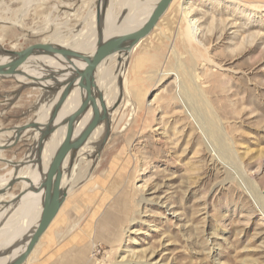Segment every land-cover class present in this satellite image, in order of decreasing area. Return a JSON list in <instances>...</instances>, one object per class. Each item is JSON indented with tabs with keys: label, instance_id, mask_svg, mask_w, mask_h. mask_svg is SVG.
<instances>
[{
	"label": "rangeland",
	"instance_id": "374dc122",
	"mask_svg": "<svg viewBox=\"0 0 264 264\" xmlns=\"http://www.w3.org/2000/svg\"><path fill=\"white\" fill-rule=\"evenodd\" d=\"M97 4L0 0V21L15 23L0 22L1 46L70 40ZM253 5L264 1L172 2L124 59L115 90L132 106L114 115L95 162L70 173L74 186L25 264H264V7ZM184 6L199 48L182 41ZM19 89L0 79V130L43 114L47 92ZM32 144L3 157L25 161ZM11 172L0 163V180Z\"/></svg>",
	"mask_w": 264,
	"mask_h": 264
},
{
	"label": "bare ground",
	"instance_id": "6f19581e",
	"mask_svg": "<svg viewBox=\"0 0 264 264\" xmlns=\"http://www.w3.org/2000/svg\"><path fill=\"white\" fill-rule=\"evenodd\" d=\"M158 1L159 0H115L114 2L113 0H109L105 17L103 20H101V22H97V16L95 12L90 16V20L85 23V25H83L84 27H81L82 29H80L79 31L77 30L75 34V31L72 33L74 34V36L70 40L67 39V37L59 34L51 37L50 39L44 40L42 43L91 55L96 47L99 29L102 30L103 39L108 38L112 35L122 34L124 32L134 30L141 26L148 19ZM116 5L119 6V12L118 14L114 15L113 9ZM252 7L254 9L260 8L263 10L264 5H253ZM122 11L125 12L122 14ZM181 13L182 21L185 24V29L183 33L181 32L182 41L189 46L195 44V46H198L199 48L200 42L197 39L199 34V21L192 18V9L189 6H184ZM120 16L121 19H119ZM1 19L3 18L1 17ZM161 19L159 20V22L161 21ZM0 22L5 25L15 24L10 23V21ZM3 41V36L0 35V49L2 47L1 45ZM135 47L129 54L133 52ZM11 48L13 49L14 47ZM128 55L125 56L123 54H114L107 60L103 61L95 72V84L97 86V89H99V91L103 95L104 102L108 110H110V108H112L114 105L116 106H114L113 110L109 111V121L102 122L94 129L84 145L76 152L75 158L71 160L70 155L65 158L62 164L61 188L65 190L66 193L70 192L74 186V181L71 180V177H69V175L74 171L77 163L83 160H87L88 165H91L93 162H95L96 158L94 157L93 159L92 157L99 154V150L108 136L109 123L113 121L114 115H116L117 112H119L120 108L125 104L130 103L132 106L130 95L127 93V91L124 92L125 94H120L119 97L118 92L115 90L117 84L119 85V89H121V86L125 87V78L123 81H121V78L123 76L122 72L124 68H126V61L124 59H126ZM8 62L9 60L7 58L0 57V65H5ZM77 65L80 67L83 66L81 63H77ZM65 67L67 66L63 65L56 57H32L20 68L25 76H17V79L22 82L26 77H34V79L37 80L45 79L47 77H55L56 72L58 70H63ZM112 78L113 80H111ZM51 82L55 83L54 80H51ZM41 98L42 97H40V99ZM54 99L57 100V97H55ZM52 100L53 98L48 101H39L40 104H43L44 102L42 110L43 107L45 108L43 110L42 116H39L37 118V122L41 125L47 124L53 105L56 102L55 100L51 103ZM79 104V91L78 89H75L71 92L67 101L59 110L55 121L66 118L77 109ZM90 116L91 110L89 109L88 112L80 120L79 124L75 126L76 131L80 132L81 129H83V127L90 119ZM65 129V126L60 127L59 129L54 131V133H52L44 142L43 152L41 154L40 160L43 172L49 166V163L58 145L62 141L65 135ZM31 134H33L31 131L28 132L24 135L25 138L23 139H25L26 141H30V139L37 140L38 134H34V136H31ZM10 135L11 138L9 139L11 141V139L14 138L12 132H4L3 134H0V138H7ZM3 145L4 143L0 141V147H2ZM2 153L3 151H0V163L14 167L15 170V173L11 172L6 177L0 180V191H3V194H0V253L6 251V249L11 245H13L11 247H16L11 256L0 258V264H5L12 261V259H14L19 253L24 250L25 244L20 243L21 245L17 246L16 243H19L21 240L26 238L27 234L25 233L31 227H34L39 220L42 209L41 192L37 193L35 192V189L39 185L42 172L39 171L36 154H32L31 152H29L26 156L27 159L25 161H22V163H29L24 164L22 167L17 165L14 166V162L5 159ZM15 179H17L18 181L14 183L13 186L17 183H20L22 187L21 191H24V194L18 201L12 202L15 201L14 199L16 198V195H12V191L10 193V190L13 188V186L9 189L8 184Z\"/></svg>",
	"mask_w": 264,
	"mask_h": 264
},
{
	"label": "water",
	"instance_id": "95a60500",
	"mask_svg": "<svg viewBox=\"0 0 264 264\" xmlns=\"http://www.w3.org/2000/svg\"><path fill=\"white\" fill-rule=\"evenodd\" d=\"M173 1L174 0H159L148 19L134 30L103 39L102 30L99 29L96 47L91 55L43 43L33 44L19 51L1 47L0 57L7 58L9 62L5 65H0V79H12L18 83L20 89L16 94L17 97L23 90L28 88L47 92V94L41 98L43 101H48L57 97L47 124L41 125L37 120H34L24 125H16L0 130V134L12 132L14 136L11 141L10 139L7 140L4 142V145L0 147V151L3 152L25 140L23 139L25 138L24 135L28 132L31 131L33 133L31 136L38 134L37 140L30 139L33 141V144L29 147V152L36 154L37 164L39 165L38 168L39 171L42 172L39 185L35 189V192H41L42 209L39 220L34 227H31L25 233L27 237L22 241V243L25 244L24 250L12 259V261L5 264H25L27 262L41 237L56 218L67 197L66 191L61 188L62 164L65 158L70 155L71 160L74 159L76 152L84 145L94 129L102 122L109 121V111L113 110L116 105L110 108V110H108L105 105L103 95L95 84V72L97 68L103 61L114 54L128 55L141 40L146 38L153 31ZM108 4L109 0H98L96 6L97 22H101V20L104 19ZM32 57H56L67 67L63 70H58L55 74L56 77H47L48 79L45 78L41 80H31L29 78L27 82H21L17 79V76H25V74L20 68ZM77 63H81L83 66L80 67ZM51 80H54L55 83H52ZM75 89H78L80 95L79 106L66 118L55 121L59 110L65 104L71 92ZM41 99L40 101H42ZM89 109L91 110L90 119L80 132L76 131L75 126L79 124L80 120ZM63 126L66 127L65 135L58 145L49 166L43 172L40 160L44 142L54 131ZM28 163L29 162L22 163V161H20L19 163H14V166L23 167L24 164ZM17 181V179L11 181L8 184V188L10 189ZM0 194H3V191H0ZM23 194L24 191H20V193L16 195L15 201L12 202L18 201ZM11 246H9L6 251L0 253V258L9 257L13 254L16 247Z\"/></svg>",
	"mask_w": 264,
	"mask_h": 264
},
{
	"label": "crops",
	"instance_id": "0c3cea01",
	"mask_svg": "<svg viewBox=\"0 0 264 264\" xmlns=\"http://www.w3.org/2000/svg\"><path fill=\"white\" fill-rule=\"evenodd\" d=\"M262 1H264V0H262ZM29 78L31 79V80H34V77H26L25 79H23V81L22 82H27L28 80H29ZM56 99H53L52 101H51V103L52 102H54ZM39 101H40V99H39ZM40 104V103H39ZM43 104H44V102H43ZM43 104H40V108L42 109V106H43ZM5 139L4 140H2L1 139V142L2 143H4V142H6L7 141V139H9V138H11V135L9 136V137H4Z\"/></svg>",
	"mask_w": 264,
	"mask_h": 264
}]
</instances>
